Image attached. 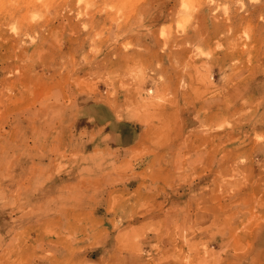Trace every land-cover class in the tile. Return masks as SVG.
Returning a JSON list of instances; mask_svg holds the SVG:
<instances>
[{"label":"rangeland","instance_id":"374dc122","mask_svg":"<svg viewBox=\"0 0 264 264\" xmlns=\"http://www.w3.org/2000/svg\"><path fill=\"white\" fill-rule=\"evenodd\" d=\"M0 264H264V0H0Z\"/></svg>","mask_w":264,"mask_h":264},{"label":"bare ground","instance_id":"6f19581e","mask_svg":"<svg viewBox=\"0 0 264 264\" xmlns=\"http://www.w3.org/2000/svg\"><path fill=\"white\" fill-rule=\"evenodd\" d=\"M117 20H118V19H117ZM172 21H173V20H172ZM119 25H120V24H119ZM108 27H109V26H108ZM156 28H157V27H156ZM110 29H111V28H110ZM108 30H109V29H108ZM114 30H115V29H114ZM114 30H113V31H114ZM91 33H92V32H91ZM120 34H121V33H120ZM137 36H138V35H137ZM155 36H156V35H155ZM181 38H182V37H181ZM156 43H157V42H156ZM158 43H159V42H158ZM158 43H157V44H158ZM176 44H177V43H176ZM96 45H97V44H96ZM101 45H102V44H101ZM170 46H171V45H170ZM146 48H147V47H146ZM99 49H100V48H99ZM148 55H149V54H148ZM167 55H168V54H167ZM180 62H181V61H180ZM75 69H76V68H75ZM77 70H78V69H77ZM74 81H75V80H74ZM88 85H90V84H88ZM229 87H230V86H229ZM75 88H76V87H75ZM89 91H90V90H89ZM122 119H123V118H122Z\"/></svg>","mask_w":264,"mask_h":264},{"label":"crops","instance_id":"0c3cea01","mask_svg":"<svg viewBox=\"0 0 264 264\" xmlns=\"http://www.w3.org/2000/svg\"><path fill=\"white\" fill-rule=\"evenodd\" d=\"M99 118H100V117H96V120H95V121L98 122V123L100 122ZM122 142H123V140H122Z\"/></svg>","mask_w":264,"mask_h":264}]
</instances>
